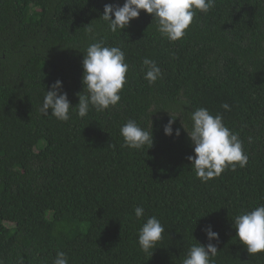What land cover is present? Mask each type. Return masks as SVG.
I'll return each instance as SVG.
<instances>
[{
	"label": "trees",
	"instance_id": "1",
	"mask_svg": "<svg viewBox=\"0 0 264 264\" xmlns=\"http://www.w3.org/2000/svg\"><path fill=\"white\" fill-rule=\"evenodd\" d=\"M123 3L0 0V261L52 264L63 251L69 264H182L192 245L209 243L203 229L211 225L215 264H264V253L249 254L232 227L235 216L264 204V0H216L174 42L143 10L120 34L110 32L104 5ZM100 40L120 47L129 66L118 104L90 107L83 118L74 107L67 122L43 114L44 91L57 80L78 104L82 52ZM145 57L161 69L155 84L144 79ZM201 107L222 115L248 156L245 167L207 182L191 170L182 127L190 130ZM171 118L179 136L164 134ZM128 120L151 129V147H122ZM150 216L165 227L151 255L137 243Z\"/></svg>",
	"mask_w": 264,
	"mask_h": 264
},
{
	"label": "clouds",
	"instance_id": "2",
	"mask_svg": "<svg viewBox=\"0 0 264 264\" xmlns=\"http://www.w3.org/2000/svg\"><path fill=\"white\" fill-rule=\"evenodd\" d=\"M216 0H124V3L105 4L101 18L107 22L108 30L121 33L129 26L130 21L140 16L141 10L156 20L157 31L170 42L182 39L193 22L197 12L207 13L215 7ZM100 18V19H101ZM89 25V24H88ZM87 33L94 39V28L89 26ZM82 85L85 94L77 93L78 104L72 106L67 93L62 90V82L55 81L45 92L41 112L50 114L61 122L70 119V109L76 108L80 118L85 117L90 107L103 112L115 107L121 99L120 92L127 83L128 64L125 53L120 47L105 46L100 40L91 43L82 52ZM144 79L155 84L161 77V69L157 63L145 57L142 61ZM225 111L230 110L227 103L221 105ZM191 128L187 133L193 145V155L187 160L191 170L201 182L219 177L225 169L235 171L243 168L248 156L238 134L233 133L223 122L220 114L212 115L206 108H197L191 115ZM175 119H169L164 126L166 136L180 135V129L173 131ZM182 125V124H181ZM122 147L141 150L151 147L153 137L151 129L145 130L135 120H128L121 128ZM134 215L137 220L144 217V209L136 207ZM235 236L251 255L264 253V204L250 211L235 216L232 222ZM209 243L192 245L182 264H215L214 257L219 252L211 241H219V234L208 225L203 229ZM165 227L156 216H150L138 231L137 243L141 251L152 254L157 244L163 239ZM3 264V261H0ZM52 264H69L68 256L58 251Z\"/></svg>",
	"mask_w": 264,
	"mask_h": 264
},
{
	"label": "rangeland",
	"instance_id": "3",
	"mask_svg": "<svg viewBox=\"0 0 264 264\" xmlns=\"http://www.w3.org/2000/svg\"><path fill=\"white\" fill-rule=\"evenodd\" d=\"M6 225L7 226H13L11 223H8V222H6Z\"/></svg>",
	"mask_w": 264,
	"mask_h": 264
}]
</instances>
